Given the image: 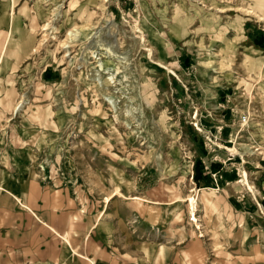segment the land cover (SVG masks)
I'll return each instance as SVG.
<instances>
[{
	"label": "rangeland",
	"instance_id": "obj_1",
	"mask_svg": "<svg viewBox=\"0 0 264 264\" xmlns=\"http://www.w3.org/2000/svg\"><path fill=\"white\" fill-rule=\"evenodd\" d=\"M1 160L115 264H264V0H0Z\"/></svg>",
	"mask_w": 264,
	"mask_h": 264
},
{
	"label": "crops",
	"instance_id": "obj_2",
	"mask_svg": "<svg viewBox=\"0 0 264 264\" xmlns=\"http://www.w3.org/2000/svg\"><path fill=\"white\" fill-rule=\"evenodd\" d=\"M19 165L21 164L16 161L9 164L0 161V183L6 186L0 187L2 199L0 211L6 212L5 216H0V225L4 226L3 229L0 228V235L1 239L3 235H8L9 241L20 243H12L9 248L40 250L39 253H42L44 258L49 256L47 259H50L52 238H58L60 249L58 258L72 256L84 258L91 264H115L116 251L120 250L115 242L116 230L114 228L106 230L107 237L102 241L95 238L103 214L92 225L83 226L80 221V226H76L75 230H69L66 225L65 203L62 202L61 209V201H59L60 194H64L65 191L43 185L35 180V177L33 178L32 172L24 173ZM8 209L10 211H7ZM76 216V213L73 214L74 219ZM79 236L81 239L77 238ZM119 254L123 257L128 255L124 245Z\"/></svg>",
	"mask_w": 264,
	"mask_h": 264
},
{
	"label": "built area",
	"instance_id": "obj_3",
	"mask_svg": "<svg viewBox=\"0 0 264 264\" xmlns=\"http://www.w3.org/2000/svg\"><path fill=\"white\" fill-rule=\"evenodd\" d=\"M242 119H243L244 122H247V121H248V117H247L246 115H244V116L242 117ZM201 124H202V123L195 122V125H196V126H199V125H201ZM198 128L202 130V128H200V127H198ZM213 175H214V176H217V172L214 173ZM219 177H222V175H221V176L219 175Z\"/></svg>",
	"mask_w": 264,
	"mask_h": 264
}]
</instances>
